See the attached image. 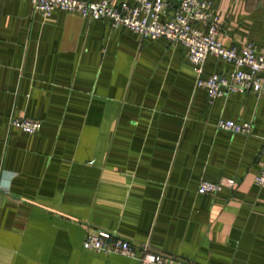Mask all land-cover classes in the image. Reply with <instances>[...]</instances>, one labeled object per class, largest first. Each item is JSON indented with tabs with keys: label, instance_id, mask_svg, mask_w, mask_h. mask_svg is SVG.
Returning a JSON list of instances; mask_svg holds the SVG:
<instances>
[{
	"label": "crops",
	"instance_id": "0c3cea01",
	"mask_svg": "<svg viewBox=\"0 0 264 264\" xmlns=\"http://www.w3.org/2000/svg\"><path fill=\"white\" fill-rule=\"evenodd\" d=\"M209 1L222 46L264 58V0ZM231 69L206 55L201 75ZM263 158L264 92L209 98L178 42L0 0V264H140L82 248L90 230L182 262L264 264ZM200 180L222 186L199 194Z\"/></svg>",
	"mask_w": 264,
	"mask_h": 264
},
{
	"label": "built area",
	"instance_id": "2783aa9c",
	"mask_svg": "<svg viewBox=\"0 0 264 264\" xmlns=\"http://www.w3.org/2000/svg\"><path fill=\"white\" fill-rule=\"evenodd\" d=\"M27 1L41 16L48 15L53 9H60L88 19L105 18L111 26L127 28L141 38L162 37L169 42L180 43L186 49V57L192 65L194 86L203 88L209 98L229 92H264V58L255 52L250 43L239 48L222 46L217 39L218 17L211 13L209 0H120L117 3L109 0ZM198 25L204 26L205 30ZM206 55L232 63L233 69L202 77V64ZM9 124L28 134L40 126L38 120L30 117L11 118ZM215 127L231 133L248 134L251 124L249 121L219 118ZM252 180L255 185L264 187V158ZM221 186L219 182L200 180L196 192L215 193ZM81 246L103 254L134 258L140 264H196L152 253L145 245L135 247L104 230L87 231Z\"/></svg>",
	"mask_w": 264,
	"mask_h": 264
}]
</instances>
